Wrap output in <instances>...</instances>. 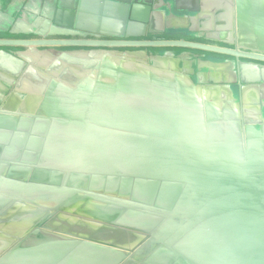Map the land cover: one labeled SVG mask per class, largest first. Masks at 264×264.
Masks as SVG:
<instances>
[{
	"label": "water",
	"instance_id": "1",
	"mask_svg": "<svg viewBox=\"0 0 264 264\" xmlns=\"http://www.w3.org/2000/svg\"><path fill=\"white\" fill-rule=\"evenodd\" d=\"M25 1L0 0V264H264V0Z\"/></svg>",
	"mask_w": 264,
	"mask_h": 264
},
{
	"label": "flooded vegetation",
	"instance_id": "2",
	"mask_svg": "<svg viewBox=\"0 0 264 264\" xmlns=\"http://www.w3.org/2000/svg\"><path fill=\"white\" fill-rule=\"evenodd\" d=\"M121 51H125V50H121ZM128 51L144 52L148 56L149 55H163L164 52H166L164 49H146V50L145 49H130ZM206 58L208 59L209 56L206 57L205 55H203V53L195 52V51H186L182 55H177L178 65L182 69H185V70L190 69L191 70L190 77L193 80L197 79V77L200 78V76H203L206 79L208 75L210 76V74L211 75L216 74V71H212L211 67L208 66L211 63L214 64L216 61L212 59L213 61L210 60L211 62H208ZM228 61L231 62L232 65L233 63H235L234 59H231V58H229ZM205 83L207 82L205 81ZM231 88H233L236 91V85H232ZM262 114H264V110H262Z\"/></svg>",
	"mask_w": 264,
	"mask_h": 264
},
{
	"label": "crops",
	"instance_id": "3",
	"mask_svg": "<svg viewBox=\"0 0 264 264\" xmlns=\"http://www.w3.org/2000/svg\"><path fill=\"white\" fill-rule=\"evenodd\" d=\"M27 1H28V0H27ZM27 1H25V4H27V3H26Z\"/></svg>",
	"mask_w": 264,
	"mask_h": 264
}]
</instances>
